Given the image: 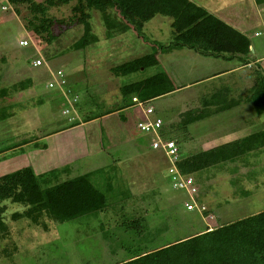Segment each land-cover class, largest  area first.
Masks as SVG:
<instances>
[{
	"label": "rangeland",
	"instance_id": "obj_1",
	"mask_svg": "<svg viewBox=\"0 0 264 264\" xmlns=\"http://www.w3.org/2000/svg\"><path fill=\"white\" fill-rule=\"evenodd\" d=\"M248 1L209 3L210 11L219 17L239 10L246 18L244 23L253 27L249 31L260 33L257 37L245 33L250 44L246 55L222 57L231 61L224 66L231 69L239 65L238 70L209 80L207 77L217 70L215 57H201L185 48L170 53L161 50L171 42L170 20L166 17L154 16L139 34L128 28L106 35L100 17L104 11L85 9L89 33L84 35L83 24L76 20L77 15H71L72 2L38 14L25 4L0 0V176L29 166L38 176L53 171L57 181L71 177L60 167L62 164L56 163L48 137L69 126L67 117L61 114L67 102L60 90L46 87L56 70L63 72L67 87L77 97V117H97L111 111L114 99L121 98L120 86L162 74L172 91L148 105L154 109L153 116L175 125L172 132L164 125L161 133L178 142L183 157L263 130L264 113H254L250 97L254 89H259L257 78L264 76V3L254 7ZM106 12L115 14L110 9ZM40 27L45 32L35 33ZM29 36H36L37 42L32 43ZM19 40H26L28 46L17 47ZM75 42L78 48H73ZM153 52H157L156 65L126 76L111 73L113 67ZM31 59L40 60L41 66L32 68ZM182 84L186 86L177 88ZM116 119L109 117L108 126ZM97 126L99 122L90 128L100 136L91 138L92 143L86 138L87 153L72 160L67 169L77 176L103 164L106 168L94 175L93 184L105 196L106 208L61 223L40 217L35 225L23 216L21 205L0 201V264H116L207 227L264 211V147L189 175L196 189L192 202L208 209L198 214L183 208L186 193L172 188L163 158L147 184L138 181L133 186L119 176L114 168L116 159L123 162L125 154L112 148H121L123 138L119 130L109 137V132ZM141 139L137 142L149 146L150 136ZM35 148L37 160H31ZM40 184L46 186L43 181ZM106 184L111 187L108 192ZM132 220L140 225L126 230L123 224Z\"/></svg>",
	"mask_w": 264,
	"mask_h": 264
},
{
	"label": "trees",
	"instance_id": "obj_2",
	"mask_svg": "<svg viewBox=\"0 0 264 264\" xmlns=\"http://www.w3.org/2000/svg\"><path fill=\"white\" fill-rule=\"evenodd\" d=\"M8 2L11 5L25 4L29 11L38 14H43L49 7L68 5L72 2L71 15H77L76 20L83 24L84 35L89 33L87 21L89 15L85 9L104 11L101 17L106 35L112 31L123 33L128 28L139 34L143 24L154 16L166 17L170 19L171 42L168 47L161 49L164 52L186 48L202 56L227 58L248 53L249 44L244 35L189 0H44L39 3L34 0H8ZM106 9L114 10V15L123 25L115 24ZM44 30V27H40L35 33L41 34L45 32ZM29 38L32 43L37 42L36 36ZM49 39L48 37L47 41ZM78 47L75 42L73 48ZM156 54L157 52L146 54L115 66L111 73L115 77L126 76L139 69L154 66L157 63ZM259 78H257L259 89L256 91L254 89L250 97L256 115L264 113V76ZM20 88L24 89L23 86ZM170 91L172 90L167 88L166 78L157 73L122 85L118 89L122 100L128 96L129 103L135 98L146 104ZM84 121H88V118ZM76 124L69 123L67 128ZM158 131L162 140H173L161 133V127ZM174 142L178 145L176 140ZM262 147L264 129L184 156L177 163V168L182 174L190 175L212 165L232 162L237 157ZM52 172L38 176L33 173L31 167L23 166L1 175L0 201L10 200L21 205L23 216L35 225L40 217L61 223L101 212L106 208L104 195L92 186L87 174L57 181V174L52 175ZM40 181L46 186H41ZM204 213H207V210ZM123 225L128 230L140 224L138 220H132ZM116 264H264V211L225 225L205 229L201 233L151 251L138 252Z\"/></svg>",
	"mask_w": 264,
	"mask_h": 264
},
{
	"label": "crops",
	"instance_id": "obj_3",
	"mask_svg": "<svg viewBox=\"0 0 264 264\" xmlns=\"http://www.w3.org/2000/svg\"><path fill=\"white\" fill-rule=\"evenodd\" d=\"M189 1L192 2L193 4H195L196 6H199L203 9H205L209 14H211L212 16H214L215 18L220 20L225 25H227V26L231 27L232 29L238 31L242 35H245L246 32L247 33L251 32L249 30H251L253 28L252 25H247L244 23V19H246V18H244V15L242 16V14L239 13V10H237L236 12H232V14L231 13H229V14L225 13V15H222L219 17L216 15L215 12L210 11L209 3L211 4V0H207L208 4H207L206 0H189ZM250 1L251 2L248 1L249 4L253 2L252 5L254 7L261 6L264 3V0H250ZM259 12H262V10L260 9ZM109 15L112 17V20L114 21L115 24L123 25L122 22L114 14L109 13ZM101 22L103 24L102 17H101ZM262 30L264 31V29H262ZM251 33L253 34V37H257L258 35H256V33H259V32L252 30ZM259 35H260V33H259ZM249 46H250V44L248 45V47ZM179 49H181V48L173 49V50H179ZM170 51H172V50H170ZM170 51H169V53H170ZM193 53L196 55H199L195 52H193ZM199 56L210 57V56H202V55H199ZM256 60H254V62H257ZM213 61H214V63H216L215 66H217V70L214 71L209 77H207V79H209V80L230 75L232 72H234L235 70H238L240 68L239 65H235L231 69H229L227 66H224L228 63H231L230 60L227 61V58L224 59L222 57H215V60H213ZM176 73H178V72H176ZM176 75L178 76V74H176ZM202 80H204V79H202ZM202 80H200V82ZM196 81H193V83H195ZM178 86L179 87H177V88H184L186 85L182 84V85H178ZM68 88L70 89V87H68ZM76 99H77V97H76ZM114 100L115 101L111 105L112 109H111L110 113L105 112L102 115H99L97 117H91V116H87V115H85L84 117L78 116L77 117L78 119L76 121L77 124L74 125L73 127L67 128L66 131L65 130L55 131L54 133L49 134L48 137L52 139L51 140L52 145L50 144V148L53 149L55 152V157L57 158L56 163L62 164L60 167H62L63 170L66 171V174H70L71 177H69V178H73L72 176H74L75 174L73 175L70 172V170L67 168H68V166L72 160H75L76 158L77 159L81 158L87 153L86 138H89V142L92 143L93 139H91V138H94V136L97 137L99 135V133L97 134V133H95V131L93 132V129L90 128V125H94L95 122H99V126H97V127L98 128L102 127L103 131L109 132V134H108L109 137L112 134L116 135V133L119 132L121 134V137L123 138L121 140V143H123V146L121 148H119V147L112 148V149H115L116 153L117 152H123V154H125L124 155L125 159L123 162L122 161L120 162L119 158L116 159L118 161L116 163V167H114V168L118 170L119 176H122L123 178L125 177V179L129 180V183L132 184L133 186L138 184V181H141V184H147V181L149 178H151V179L154 178L153 172L155 170L156 165H158V163H160V161H158V160H161L162 158L164 159L165 164H166V167H164V168H166V169L168 167V162H167L165 156L163 155V153L161 151L151 149L150 142H151L153 135L142 134L136 130V127H135L136 122H138L139 120H141L143 118L142 113H141V108L136 106L135 104H133L131 100L129 103L128 99H126V98H125V100H122L121 98H117ZM146 105L151 107L150 105H148V103ZM113 110H115V111H113ZM122 112H123V114H122ZM153 113H154V109H153ZM114 116H117V119H116L117 122H114V123H112V125L108 126L106 121L108 120L109 117H114ZM86 118H88V121H84ZM157 118H159V117H157ZM161 123H162L161 129L164 125H166L168 130L171 132L173 131V129H175L174 128L175 125L172 122L163 123V121L161 120ZM81 127H85V128L82 129ZM70 129L76 130L75 133H69L68 135H65L64 137H61L62 134L64 135L65 133H67V131H71ZM117 130H119V131L117 132ZM99 132H100V129H99ZM159 134L160 133L158 131V135ZM146 135L150 136V141H149V146L145 147L142 145L141 142H137V140H142L141 137L146 136ZM79 137H82V140H84V142H80L81 138H79ZM112 140H113V138L111 139V141ZM45 151H47V150H45ZM92 151L93 150H91V152ZM88 153H90V151H88ZM36 154H37V151L35 148L34 150H32V152L30 154V156L32 158L29 156L30 159L31 160L32 159L37 160L35 158ZM99 155H101V154H99ZM180 156H181V158L183 157L182 155H180ZM104 168H106V167L103 166V164H100L99 167H94L91 170H89L88 172L82 173L81 175L87 174L90 183L94 187V184H93L94 175L100 173V171H102ZM77 176H80V175H77ZM74 177H76V176H74ZM69 178H67V179H69ZM105 188H106V192H108L111 189L109 184H106ZM186 196H187V194H186ZM188 202H189V198L187 196V200L184 203H188ZM184 203H183V208H184ZM197 205H203V204L199 203ZM206 210L208 211L207 208H206ZM207 229H209V228L207 227ZM201 232L202 231H200L198 233H201ZM198 233H196V234H198Z\"/></svg>",
	"mask_w": 264,
	"mask_h": 264
},
{
	"label": "built area",
	"instance_id": "obj_4",
	"mask_svg": "<svg viewBox=\"0 0 264 264\" xmlns=\"http://www.w3.org/2000/svg\"><path fill=\"white\" fill-rule=\"evenodd\" d=\"M1 9H4L2 7ZM259 35V33H256ZM28 43L26 40H19L17 42V47H27ZM30 66L32 68H37L41 66V61L38 59H31ZM46 87L48 89L57 88L60 90V95L67 102V107L61 111L63 116H66V121L68 123H74L77 121V115L74 109V106L77 102L76 96L72 95L71 90L67 87V82L64 77V74L61 70H56L53 74V80L48 82ZM132 103L141 108V113L143 118L136 122V130L142 134L153 135L150 147L153 150H159L165 156L168 167L166 173L168 175L171 186L175 190L184 191L188 198L189 202L184 203V209L186 211H197V213L202 214L206 211L205 206L196 205L192 202V195L196 193V189L193 186V180L189 175L182 174L178 168L177 163L180 161L181 156L179 149L176 143L173 140H162L158 135V130L161 127V120L153 116V109L146 105L144 102L132 98ZM72 114V115H70ZM207 217V216H206ZM208 218H211L208 215Z\"/></svg>",
	"mask_w": 264,
	"mask_h": 264
}]
</instances>
